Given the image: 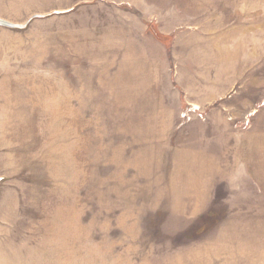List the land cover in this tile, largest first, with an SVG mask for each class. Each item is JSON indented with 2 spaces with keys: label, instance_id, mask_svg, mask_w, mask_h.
Wrapping results in <instances>:
<instances>
[{
  "label": "rangeland",
  "instance_id": "obj_1",
  "mask_svg": "<svg viewBox=\"0 0 264 264\" xmlns=\"http://www.w3.org/2000/svg\"><path fill=\"white\" fill-rule=\"evenodd\" d=\"M0 19V264H264V0Z\"/></svg>",
  "mask_w": 264,
  "mask_h": 264
},
{
  "label": "bare ground",
  "instance_id": "obj_2",
  "mask_svg": "<svg viewBox=\"0 0 264 264\" xmlns=\"http://www.w3.org/2000/svg\"><path fill=\"white\" fill-rule=\"evenodd\" d=\"M6 22H7V21H4V20H1V19H0V25L8 26Z\"/></svg>",
  "mask_w": 264,
  "mask_h": 264
},
{
  "label": "crops",
  "instance_id": "obj_3",
  "mask_svg": "<svg viewBox=\"0 0 264 264\" xmlns=\"http://www.w3.org/2000/svg\"><path fill=\"white\" fill-rule=\"evenodd\" d=\"M256 113H257V111L255 112V114H254V115H256ZM223 121H227V119L225 118V120H223Z\"/></svg>",
  "mask_w": 264,
  "mask_h": 264
},
{
  "label": "water",
  "instance_id": "obj_4",
  "mask_svg": "<svg viewBox=\"0 0 264 264\" xmlns=\"http://www.w3.org/2000/svg\"><path fill=\"white\" fill-rule=\"evenodd\" d=\"M8 26H12L11 24H9L8 22H6Z\"/></svg>",
  "mask_w": 264,
  "mask_h": 264
}]
</instances>
